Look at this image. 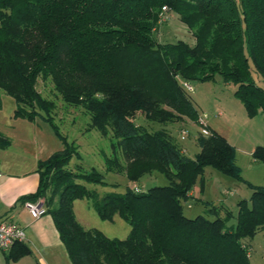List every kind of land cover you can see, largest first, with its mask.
Here are the masks:
<instances>
[{"label":"trees","instance_id":"trees-1","mask_svg":"<svg viewBox=\"0 0 264 264\" xmlns=\"http://www.w3.org/2000/svg\"><path fill=\"white\" fill-rule=\"evenodd\" d=\"M162 5L186 25L192 43L155 39L153 30L169 16L160 19ZM216 75L235 84L246 116L264 113V0H0V90L13 99V117L41 119L60 142L36 162V190L19 199L41 200L71 264H250L245 239L264 228V186L245 182L249 196L234 214L208 201L205 214L182 212L192 186L202 189L205 167L243 181L234 147L202 122L181 83ZM38 77L62 102L84 109L89 129L115 138L103 155L105 172L131 183L156 172L167 184L101 195L88 189L83 183L106 185L103 175L67 166L79 158L77 146L58 130L55 102L36 88ZM136 113L161 124L190 119L204 129L195 137L198 150L188 157L165 128L149 130ZM8 143L0 133V148ZM250 155L264 165L263 146ZM76 199L88 200L100 220L118 216L127 234L110 238L83 227ZM29 252L16 241L5 264Z\"/></svg>","mask_w":264,"mask_h":264},{"label":"rangeland","instance_id":"rangeland-1","mask_svg":"<svg viewBox=\"0 0 264 264\" xmlns=\"http://www.w3.org/2000/svg\"><path fill=\"white\" fill-rule=\"evenodd\" d=\"M164 13L169 16L159 22L153 30L155 39L173 41L180 38L192 43L193 37L189 29L178 19L176 13L169 10L167 6L164 8ZM251 73L256 83L263 85L260 76L253 70ZM190 85L191 90L187 93L198 115L204 120L202 122L223 136L234 147L235 162L240 168L243 181L228 177L211 167H205L202 189H199L198 182L192 186V197L181 201L182 212L187 217L205 214L203 202L208 201L216 206L221 205L234 214L236 202L249 196L250 190L245 182L264 186V165L250 155L255 146L264 147V113L258 112L254 116H246L242 103L233 94L235 84L231 81L223 82L218 75L213 81H191ZM36 88L43 96L54 100L55 105L51 112L53 121L57 124L60 133L66 136L67 141H73L77 146L79 158H71L67 166L73 168L74 165H78L83 170L94 168L103 175L106 185L83 183L88 189H93L101 195L106 191L122 192L126 185L145 190L151 186L167 184V180L156 172L145 174L134 183L128 182L123 175L105 172L103 155L111 154L110 142H114L115 138L110 135L103 137L96 130L89 129L88 114L84 109L81 106L67 105L62 102L53 94L48 80L38 77ZM0 99V127L4 128L5 124L11 120L9 114L12 112L14 102L12 97L2 90H0ZM134 118L136 122H140L149 130L165 128L188 157H192L198 150L195 137L204 129L190 119L183 118L161 124L145 120L142 114L138 115V113ZM33 121L34 124L41 123L39 118ZM55 141L60 146L57 138ZM73 212L76 220L83 227L95 228L107 237L121 239L127 234L128 225L122 219L115 215L111 221L100 220L86 199L74 200ZM233 222L232 218L228 220V224ZM245 242L248 243L250 264H264V228L257 231L252 238H246ZM0 264H4L2 257H0Z\"/></svg>","mask_w":264,"mask_h":264},{"label":"crops","instance_id":"crops-1","mask_svg":"<svg viewBox=\"0 0 264 264\" xmlns=\"http://www.w3.org/2000/svg\"><path fill=\"white\" fill-rule=\"evenodd\" d=\"M11 113L10 122L0 127V133L9 140L7 147L0 148V219L22 228L21 242L30 252L8 264H71L50 216L32 217L19 199L37 188L36 162L60 146L45 122L34 124L33 120L17 119L21 117H13ZM4 253L0 257L5 264Z\"/></svg>","mask_w":264,"mask_h":264},{"label":"built area","instance_id":"built-area-1","mask_svg":"<svg viewBox=\"0 0 264 264\" xmlns=\"http://www.w3.org/2000/svg\"><path fill=\"white\" fill-rule=\"evenodd\" d=\"M165 6H161V10L159 11L160 19H163ZM182 86L191 90V85L188 81H181ZM202 121V119H200ZM23 207L27 210V212L32 217H38L44 214V207L40 199L38 200H25L23 203ZM24 238V232L20 226L9 221L0 219V253L7 252L12 243L16 241H22Z\"/></svg>","mask_w":264,"mask_h":264}]
</instances>
